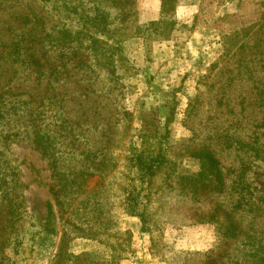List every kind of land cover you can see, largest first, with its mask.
<instances>
[{
  "label": "rangeland",
  "instance_id": "rangeland-1",
  "mask_svg": "<svg viewBox=\"0 0 264 264\" xmlns=\"http://www.w3.org/2000/svg\"><path fill=\"white\" fill-rule=\"evenodd\" d=\"M137 10L175 39L121 41L127 66L112 68L116 61L96 65L95 57L104 62L118 44L99 36L100 50L83 49L91 68L77 76L59 71L67 51L46 37L70 24L56 0H0V60L21 44L30 60L55 56V77L36 72L42 83H28L37 92L55 85V105L36 122L13 113L0 122V188L17 202L11 225L18 240L7 257L15 264H208L205 255L220 245L224 264H264V0H184L164 13L162 0H137ZM16 112L24 115V105ZM65 119L74 132L56 138L55 121ZM142 147L152 155L165 149L148 179V201L137 207L144 222L124 210L129 193L143 186L130 180ZM93 167L112 172L85 179L70 207L78 213L63 210L59 182L79 188L82 179L65 173ZM89 196L88 204L108 211L100 218L113 222L94 239L71 234L61 244L65 218L76 225L99 217L79 205Z\"/></svg>",
  "mask_w": 264,
  "mask_h": 264
},
{
  "label": "trees",
  "instance_id": "trees-1",
  "mask_svg": "<svg viewBox=\"0 0 264 264\" xmlns=\"http://www.w3.org/2000/svg\"><path fill=\"white\" fill-rule=\"evenodd\" d=\"M182 1L184 0H162V12L164 13L169 7L176 8V6ZM186 1L188 2L189 0ZM196 1L204 3L207 0ZM218 1L223 2L225 0ZM56 2L57 7H60L61 13L65 14L64 18L68 19L70 24L63 25L56 29L55 31H60L57 35L48 32L46 37L47 40L56 39L54 41L56 50H60L62 53H66L67 51L65 56H61V58H65V60L62 62L59 71L62 70L63 73L68 72L69 74L72 73L71 75L76 74L78 76L85 74V68H91V60L89 59V56L85 54L83 49L96 47V50H100L102 43L99 40L103 39L99 38V36L104 37V40H115V44H118V46H114L113 44L109 45L107 48L109 55L107 56L108 58H104V62H101L98 60V57H95L96 65H98V63H103L104 66H109L116 61V64H113L112 68L116 66L120 68L127 66V57L119 46L121 41L133 40L135 38L152 40L151 42L161 39H175V36L170 37L165 34H160L161 32L159 31L162 30H157V23H145L141 21L137 10V0H56ZM104 4L113 5L118 14L115 17L112 16L109 11L103 8L102 5ZM146 28H150L152 29L151 31L155 30L157 32H154L155 34L150 36L145 33ZM85 40L92 41L91 43L89 42L85 44ZM16 49L13 57H7L3 61L0 60V122L4 114L10 115L11 113H13L15 117L19 116L20 118H24V120L27 119L36 122L37 118L43 114V110L55 105V85H47L44 90L36 87L40 89L39 92H37L33 89L35 86H31L28 83L33 80L34 85L36 86L42 83V76L38 75L32 77L36 72L43 71L42 73L45 75V78L48 79L55 77V56H47L44 61L36 58L30 60L31 56L24 50L23 44L18 45ZM24 96H27V98H23ZM20 104L24 105L25 116L16 112L18 105ZM14 120L16 125L20 124V120L17 118ZM70 122L71 120L69 119H65V121H55L56 138L68 139L71 136L74 130ZM14 123L11 122L13 125ZM140 134L142 140L144 138H152L148 132H141ZM158 136H165V133H159ZM42 141L43 139L40 140V143H42ZM144 149L145 148L142 147L134 159L136 161L134 167L137 169L138 176L136 175V177L130 179L132 183L139 180L143 186L133 188L131 196L129 193V196L126 197V206H124V210L128 215L140 216L143 222V211L139 210L137 207L139 206L141 208V205L143 206V204L148 201L150 190L148 179L150 178V175L153 174L152 169L156 166V162L160 163L165 157L164 147H154L153 150L156 152L155 155H152L151 150H149L150 154H147V150ZM144 157H146L145 160ZM210 160H213V157H210ZM111 172L110 168L100 170V168L93 167L92 170L79 173H65L64 178L68 175L74 174L80 178L82 177V179H80L79 188L75 185L61 187L60 185L62 182H59L57 191L64 193V198L58 200L59 205L63 210H68L74 203V200L84 192L83 184L87 177L95 175L96 173H100L103 177H107ZM205 184L208 186L209 181H206ZM4 185H6V182ZM185 185L187 184L183 183L181 186L185 187ZM52 190L55 198L56 190L55 188H52ZM200 190H202L201 187L194 182L192 191H199V196L201 192ZM14 197L15 195L12 191L0 188V264H15L16 261L13 258H8L6 254L7 248L10 247L11 243L18 240L12 238V231L13 228H15L11 225V222L14 220L12 218L13 208L17 205V202L14 201ZM70 197H72V199ZM91 199V196H89L86 201V198L82 197L79 200V205L81 204L83 207L82 211L85 213L86 210L87 213L92 212L93 210L97 211L99 217L93 219H91V217L88 219L82 218L81 220H78L76 225L71 218H65L61 244L64 242V237L71 234H74L76 237L94 239L100 233H104V228L113 222L110 218L108 221L100 218V216L109 213L108 211L105 212L102 208L95 209L93 203L88 204ZM132 199L134 200L133 203L130 202ZM80 208L81 207L79 206L78 209L80 210ZM70 209L71 214L78 213L76 207ZM49 212L52 214L50 210ZM13 251L17 253L15 247H13ZM220 251V245H217L211 253L205 255V258L210 260L208 261V264H215V261H218V264L225 263L223 258L218 257V253H216H220ZM214 252L216 254L215 260L211 259Z\"/></svg>",
  "mask_w": 264,
  "mask_h": 264
},
{
  "label": "crops",
  "instance_id": "crops-1",
  "mask_svg": "<svg viewBox=\"0 0 264 264\" xmlns=\"http://www.w3.org/2000/svg\"><path fill=\"white\" fill-rule=\"evenodd\" d=\"M156 17H153V18H151L152 20H154Z\"/></svg>",
  "mask_w": 264,
  "mask_h": 264
}]
</instances>
